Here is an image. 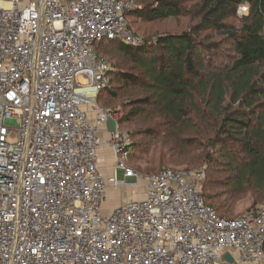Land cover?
I'll use <instances>...</instances> for the list:
<instances>
[{
  "label": "built area",
  "instance_id": "2783aa9c",
  "mask_svg": "<svg viewBox=\"0 0 264 264\" xmlns=\"http://www.w3.org/2000/svg\"><path fill=\"white\" fill-rule=\"evenodd\" d=\"M132 4L0 0V264L264 263V208L221 217L201 193L207 167L131 168L125 116L99 104L111 69L96 46L144 44L126 17ZM103 129L116 163L108 177ZM141 180L143 200L104 214L109 189Z\"/></svg>",
  "mask_w": 264,
  "mask_h": 264
},
{
  "label": "trees",
  "instance_id": "16d2710c",
  "mask_svg": "<svg viewBox=\"0 0 264 264\" xmlns=\"http://www.w3.org/2000/svg\"><path fill=\"white\" fill-rule=\"evenodd\" d=\"M181 3L154 0L143 9L129 11L160 22L179 17ZM242 5L248 11L239 17ZM198 10L199 23L182 33H162L153 41L144 39L138 47L120 43L119 49L145 71L141 76L120 75L157 94L174 126L194 122L197 111L201 112L213 128L211 148H219L217 154L207 156L208 163L218 165L223 157L239 188L264 190V0H202ZM235 17L238 25L229 21ZM202 33L207 34L201 37ZM225 46L234 57L217 62L219 55L228 56ZM206 176L203 189L208 169ZM201 193L212 209H226L221 203L210 205L202 188Z\"/></svg>",
  "mask_w": 264,
  "mask_h": 264
},
{
  "label": "rangeland",
  "instance_id": "374dc122",
  "mask_svg": "<svg viewBox=\"0 0 264 264\" xmlns=\"http://www.w3.org/2000/svg\"><path fill=\"white\" fill-rule=\"evenodd\" d=\"M123 1L132 2V9L135 10L143 9L154 0ZM201 1L182 0V12L176 19H165L160 22L149 21L136 16L133 10L129 11L126 17L137 37L153 41L162 33H182L199 23L201 16L198 5ZM247 11V6L242 5L237 14L240 17ZM229 21L235 25L239 23L236 17ZM206 34L202 33L201 37ZM215 40L218 41L219 37ZM120 43L105 41L97 46L99 57L111 69L110 87L101 93L99 104L102 108L115 110L125 116L121 122L122 130L129 134L132 146H134L133 154L128 161L131 168L133 167L142 175H148L159 173L167 168L197 170L207 167L209 177L205 183V189L202 185L201 188L206 193L207 202L210 205L214 203L226 205L223 212H217L220 216L229 219L240 218L249 212L264 208V190L249 191L247 188L246 190L239 188L235 184L234 172L226 165L225 158L220 157L218 165L208 163L207 156H212L213 152L217 154L219 148H211L210 143H212L213 136L211 137L210 134L213 128L209 126L201 112L197 111L198 119L194 122L174 126L172 117L165 113L163 102L161 104L157 94L148 86L122 79L121 73L141 76L145 71L134 57L119 49ZM225 47L228 56L219 55L217 62L222 59L226 62L234 57L231 48ZM132 111L135 115L131 114ZM229 145L235 146V144ZM219 154L222 153L219 152ZM117 177L121 181L125 180L121 170L118 171ZM144 185L145 182L141 180L137 185L117 190L109 189L107 203L103 206L104 214L112 212L111 210L117 204L143 200ZM231 252L233 253V250Z\"/></svg>",
  "mask_w": 264,
  "mask_h": 264
},
{
  "label": "crops",
  "instance_id": "0c3cea01",
  "mask_svg": "<svg viewBox=\"0 0 264 264\" xmlns=\"http://www.w3.org/2000/svg\"><path fill=\"white\" fill-rule=\"evenodd\" d=\"M97 46H96V50H97ZM109 137H110L109 133L105 131V129H103L101 132L102 145L100 146V149L98 152L99 169L104 174V176H107V177L111 176V174L113 173L114 167L116 165L115 159L112 153V148L109 146V143H108ZM119 205L120 204H117L115 207H113V209H116L117 206Z\"/></svg>",
  "mask_w": 264,
  "mask_h": 264
},
{
  "label": "water",
  "instance_id": "95a60500",
  "mask_svg": "<svg viewBox=\"0 0 264 264\" xmlns=\"http://www.w3.org/2000/svg\"><path fill=\"white\" fill-rule=\"evenodd\" d=\"M252 1L253 0H249V3H251ZM107 126H108L109 131L114 132L115 127H116V122L115 121H109ZM224 258L230 264H232V262H234V258L232 256H230L229 254L224 255Z\"/></svg>",
  "mask_w": 264,
  "mask_h": 264
}]
</instances>
